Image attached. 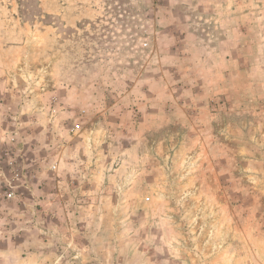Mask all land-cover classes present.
<instances>
[{"label":"rangeland","instance_id":"rangeland-1","mask_svg":"<svg viewBox=\"0 0 264 264\" xmlns=\"http://www.w3.org/2000/svg\"><path fill=\"white\" fill-rule=\"evenodd\" d=\"M0 264H264V0H0Z\"/></svg>","mask_w":264,"mask_h":264}]
</instances>
